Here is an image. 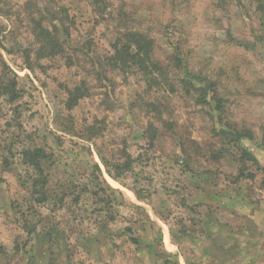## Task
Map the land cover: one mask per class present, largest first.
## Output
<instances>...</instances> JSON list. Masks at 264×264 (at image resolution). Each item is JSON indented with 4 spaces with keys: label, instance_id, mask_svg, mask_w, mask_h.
<instances>
[{
    "label": "rangeland",
    "instance_id": "obj_1",
    "mask_svg": "<svg viewBox=\"0 0 264 264\" xmlns=\"http://www.w3.org/2000/svg\"><path fill=\"white\" fill-rule=\"evenodd\" d=\"M41 26L64 52L39 54ZM134 32L170 80L115 67ZM1 61L0 264H264V0H0Z\"/></svg>",
    "mask_w": 264,
    "mask_h": 264
},
{
    "label": "trees",
    "instance_id": "obj_2",
    "mask_svg": "<svg viewBox=\"0 0 264 264\" xmlns=\"http://www.w3.org/2000/svg\"><path fill=\"white\" fill-rule=\"evenodd\" d=\"M53 29L55 31L54 34H52V31L42 26L34 32L35 36L39 40V54L41 56L45 55L53 57L60 55L65 51L64 45L57 40V29L55 27H53ZM152 46V39L141 32L123 34L122 37L117 39L116 45L113 46L115 49L114 55L111 57V61L114 62L115 67H117L120 71L124 72L128 70L131 72H140L150 78L151 82L154 84H160L159 80H170L169 76L164 75L166 74L165 70L169 64L167 63L165 65L158 63L152 59ZM169 63H171L176 70H179L182 73L183 78H180L182 88L187 93L191 91L197 92V103L208 104L209 101L207 100V96L208 94H211L210 98L216 101L215 109L222 112L220 99L215 90L216 83L214 81L204 77L202 79L204 85H198L193 80L201 78L192 73V71L186 67L183 58L179 55H173V60L169 61ZM0 66L8 68L4 61H1ZM169 85L173 89L171 84ZM1 86L2 87L0 88L4 90L2 92L3 94H15L14 78L7 77V82L4 84L2 83ZM74 90L77 91L76 94H74ZM74 90L69 91L68 107L73 106L80 97L84 96L83 93L80 92L79 87ZM235 136L237 139L242 137L240 133H237ZM20 154L22 156L23 163L37 173L35 177H30L31 199L34 201L36 200L37 202L47 200L48 195L44 188L47 177L43 173V169L41 167V160L47 157L46 151L40 147L25 148L20 152ZM243 156L246 159L251 158L247 151H244ZM131 238L133 242H139V240L134 237Z\"/></svg>",
    "mask_w": 264,
    "mask_h": 264
},
{
    "label": "crops",
    "instance_id": "obj_3",
    "mask_svg": "<svg viewBox=\"0 0 264 264\" xmlns=\"http://www.w3.org/2000/svg\"><path fill=\"white\" fill-rule=\"evenodd\" d=\"M207 260H208V259H207ZM208 263H209V264H214V263H213L212 261H210V260H209V262H208Z\"/></svg>",
    "mask_w": 264,
    "mask_h": 264
}]
</instances>
